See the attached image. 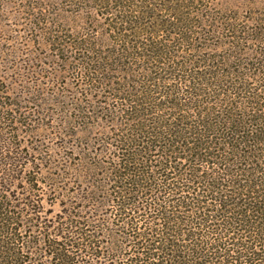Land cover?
I'll list each match as a JSON object with an SVG mask.
<instances>
[{"label": "trees", "instance_id": "trees-1", "mask_svg": "<svg viewBox=\"0 0 264 264\" xmlns=\"http://www.w3.org/2000/svg\"><path fill=\"white\" fill-rule=\"evenodd\" d=\"M140 5L147 9L151 3ZM144 18L129 20L134 27L129 30L135 39L146 32L150 44L147 36L133 44L123 39L111 55L121 67L139 58L158 64L141 70L148 75L161 70L159 49L167 45L155 37L169 22L159 21L154 28ZM139 24L143 30L138 31ZM94 47L87 41L78 47L84 52L78 70L89 76V86L98 82L102 88L109 59ZM172 70L175 78L180 69ZM226 75L213 72L201 79L184 68L182 80L177 76L166 92L161 76L113 83L120 100L113 112L125 118V128L110 144L115 160L107 189L100 192L104 196L88 194L98 211L110 210L104 217L111 229L90 227L93 222L69 211L30 236L25 225L37 221L9 211L0 195V264H264V102L254 93L250 97L246 80L236 78V86ZM242 92L248 97L240 98ZM154 95L168 100L153 106ZM206 95L213 99L204 101ZM247 102L259 106L248 110ZM154 109L163 115L156 116ZM102 237L105 244L99 243Z\"/></svg>", "mask_w": 264, "mask_h": 264}, {"label": "rangeland", "instance_id": "rangeland-1", "mask_svg": "<svg viewBox=\"0 0 264 264\" xmlns=\"http://www.w3.org/2000/svg\"><path fill=\"white\" fill-rule=\"evenodd\" d=\"M141 1H150V8H141ZM148 15L151 19H145ZM125 17H138L139 23L145 17L147 26L154 28L159 21L172 23L170 30L163 22L165 29L155 37L167 45L159 49L161 70L144 75L142 69L158 65L145 64L147 58L131 66L114 64L111 54L123 39L133 44L147 36L139 32L144 36L135 39L129 30L132 22ZM181 17L186 20L181 22ZM138 28L143 30L142 24ZM145 39L149 44L153 40ZM85 41L95 45V53L108 57L104 77L110 85L103 80L102 88L98 82L94 88L88 85L89 76L79 73L84 52L77 49ZM173 68L180 69L175 75L180 80L184 68L201 79L232 69L225 80L236 86V78L246 80L250 97L254 93L264 102V0H0V195L6 197L9 211L37 221L25 225L28 235L38 236L40 226H52L69 211L93 222L90 227L111 229L104 217L110 210L98 211L88 194L104 196L100 192L107 189L115 160L110 144L125 128V118L117 119L113 112L120 107L113 90L119 86L113 83L161 76L166 92L178 82L169 75ZM154 97L153 106L168 100ZM210 100L206 95L204 101ZM258 106L245 103L248 110ZM106 241L102 237L99 243Z\"/></svg>", "mask_w": 264, "mask_h": 264}]
</instances>
